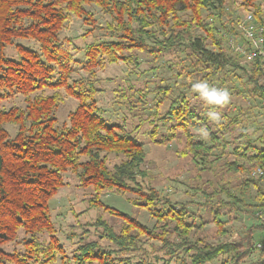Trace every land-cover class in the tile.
I'll return each instance as SVG.
<instances>
[{
	"label": "trees",
	"instance_id": "16d2710c",
	"mask_svg": "<svg viewBox=\"0 0 264 264\" xmlns=\"http://www.w3.org/2000/svg\"><path fill=\"white\" fill-rule=\"evenodd\" d=\"M228 6L229 0H0V264H245L248 255L259 251L256 243L264 245V238L253 232L264 231V221L250 226L234 242L215 244L200 236L209 223L217 236H225L222 217L232 212L264 214V173L249 177L253 168L264 172V133L252 139L244 126L230 142L224 140L226 131L237 128L242 118L255 116L250 111L253 107L264 111V68L258 62L241 65L227 46L224 34L234 32L239 22ZM90 7L98 8L110 21L97 25ZM238 7L261 21L264 8L257 0H239ZM71 17L90 27L86 34L98 30L107 36L86 45L80 61L73 56L71 39L59 38ZM195 30L203 35L194 37ZM20 40H30L37 48ZM135 52L153 62L181 54L174 63L164 64L168 70L179 67L178 77L200 76L189 81V88L203 80L222 85L226 67L238 71L240 81L245 79V99L251 105L248 111L239 107L238 113L222 116L225 122L211 118L216 111L213 106L199 111L183 94L173 95L175 85H156L160 98L148 118L149 140L165 145L183 139L182 154L189 155L200 170H211L212 160L219 158L216 152L223 154L233 144L234 160L224 167L239 174L238 185L223 182L210 190L186 185L190 195L203 196L204 202L198 204L173 202L167 194L138 181L145 152L134 134L141 124L128 130L126 120L109 123L96 98L101 92L96 86L97 71L119 62L138 65ZM76 65L83 75L74 79ZM61 90L77 104L59 122L57 111L64 103ZM141 90L128 86L116 94L117 103H126L128 111L137 106L135 102L140 106L142 101L145 107L147 93ZM15 96L23 97V106L4 109L2 101ZM164 102L167 108L161 112ZM109 155L122 157L111 169ZM67 171L74 173L78 187L91 189L85 199L87 210L101 209L122 221L116 230L98 216L86 227L97 230L101 243L99 239L79 241L70 255L57 237L49 208V201L65 185ZM251 188L256 203L248 206L245 196ZM105 191L130 194L129 202L145 210L155 224L148 228L104 205L99 196ZM246 207L250 210L245 211ZM8 244L18 249L4 251ZM260 252L256 264H264V249Z\"/></svg>",
	"mask_w": 264,
	"mask_h": 264
},
{
	"label": "rangeland",
	"instance_id": "374dc122",
	"mask_svg": "<svg viewBox=\"0 0 264 264\" xmlns=\"http://www.w3.org/2000/svg\"><path fill=\"white\" fill-rule=\"evenodd\" d=\"M257 3H260L264 8V0H257ZM238 4L239 0H229L228 7L232 10V18H241L244 14V12L238 7ZM89 10L92 12L97 25L104 26L105 23L110 21V18L101 13L98 8L90 7ZM89 29L90 27L84 25L81 19L71 17L70 21L65 24L64 29L59 35L60 39H71L70 45L72 47V53L78 61L83 59V50L86 45L98 39L102 40L107 37L103 31L98 30H93L86 34ZM192 34L194 37L203 35L200 30H195ZM18 42L24 46L32 47L34 49L37 48V45L30 40H20ZM134 55L138 58V65L130 67L119 62L117 64L107 65L103 70L97 71V77L100 81L96 86L101 89V92L97 93L96 98L98 100V107L102 110V117L109 123H120L123 122V120H126V128L128 130L133 129L139 123L141 124V127L134 134L136 139L143 144L145 152V159L140 167L142 175H139L138 181H141L145 186L149 185L154 187L162 195L167 194L173 202L192 200L198 204L204 202L203 196L200 194L190 195L191 193L186 191V185L193 187L199 185L206 190H210V188L223 182H229L232 186L238 185L240 183L239 174L229 173L224 167V163L234 160L233 144H230L223 154H220V151L216 152L219 158L212 160L211 170H200V165H196L189 155L182 154L184 150L183 139L173 140L165 145L152 143L148 138V133L151 130L148 118L155 111L154 105L160 98V96H157L154 91L156 85H167L169 87L175 85L176 89L173 90V95L179 93L183 94L190 100L191 105L199 111H203L204 108L213 106L216 109L215 113L219 116V118L215 120L225 122L222 116L227 115L229 112V114L232 113L231 115L236 114L239 112V107L246 109L251 105V103L245 99V91L247 90V87L243 85L245 79L240 81V73L238 71L233 72L231 71V68L226 67L224 70L225 75L224 77L222 76L224 78L222 85L219 81H199L198 83H207L210 88L226 89L229 93L227 103L222 105L208 104L200 93L194 90V87L189 88V85H191L189 84V81L199 80L200 76L192 74L190 77H178L176 74L180 72L179 67L171 70L166 68L164 62L174 63V61L177 60L176 56L182 58L181 54H169L166 55L164 59L157 62H153L150 57L141 52H135ZM153 66H155V69L150 70L149 68ZM75 68L76 70L73 73V78L77 79L82 76L83 73L80 66L76 65ZM187 71H189V69L185 72L188 73ZM161 80H164V82L161 83ZM128 86H131L134 89H142L141 91L147 93L146 102H148V104L145 107H142L144 102L141 101L140 106L138 104L139 102H135L137 106L128 111L126 103L123 101L117 103L118 98L116 97V94L118 95L121 90L127 89ZM61 94L63 95L64 103L57 111V119L59 122L65 120L67 113L72 111L77 104L75 100L67 97L63 90H61ZM137 96L138 95L133 96L134 99H136L135 97ZM1 105L4 109H8L11 106L22 107L23 97L15 96L12 99L2 101ZM166 108L167 102H164L159 110L163 112ZM244 111L248 110L246 109ZM250 111L254 113L255 116L242 118L241 124L238 125L237 128H230L226 131L224 134V140L230 142L234 137L238 136L240 127L244 126H246L252 139H256V137L261 136V134L264 133V111H262L259 106L253 107ZM133 114L135 115L132 116ZM6 128L11 134L14 133V129L11 126H6ZM240 141H242V139H240ZM121 159V156L115 157L114 155H109V169H111L114 164L119 163ZM143 175L145 176L144 178L140 177ZM64 182L65 185L49 201V208L57 230V237L59 238L60 243L64 246L67 254L70 255L79 241H93L99 239L101 243V239L96 237L97 230H94L91 227H86L88 223H93L98 216H101L116 230L120 228L122 221L101 209L93 208L87 210V200L85 199L91 196V189L78 187V181L74 173L67 171L64 174ZM131 198L132 196L130 194L116 193L113 191L102 192L99 196L100 201L104 205L134 217L143 225L152 228L155 221L145 210L132 205L129 202ZM254 198L255 189L251 188L249 193L245 196V203L248 206L255 204L256 201ZM248 209L250 210V207H246L244 210L248 211ZM200 211V213L203 214V209ZM243 212L244 211L241 213L232 212L230 217H227L226 215L222 217L223 221L226 222L227 228L225 236H217L213 223L206 225L200 233V236L206 239L207 242L215 244L218 242H234L241 240L244 237L245 231L250 226L259 225L261 221H264V214L257 215V212L254 211L251 213L248 211V214ZM205 215L207 216V220L211 218L207 214H203V216ZM253 235L259 239H263L264 231L254 230ZM245 242H247V240H245ZM256 247H258L257 249L259 251H254L251 255H248L245 264H256L260 260L262 254L260 249H264V245L258 242L256 243ZM14 248L18 249V246L8 244L2 247L6 252H10ZM243 250L244 249H242V251ZM213 264H219V262L215 261Z\"/></svg>",
	"mask_w": 264,
	"mask_h": 264
},
{
	"label": "built area",
	"instance_id": "2783aa9c",
	"mask_svg": "<svg viewBox=\"0 0 264 264\" xmlns=\"http://www.w3.org/2000/svg\"><path fill=\"white\" fill-rule=\"evenodd\" d=\"M227 46L232 49V54L239 58L243 66H250L258 62L264 68V13L261 21L251 12H245L235 27L234 32L224 34ZM260 167L253 168L249 177L258 178L263 175Z\"/></svg>",
	"mask_w": 264,
	"mask_h": 264
},
{
	"label": "clouds",
	"instance_id": "9594fccd",
	"mask_svg": "<svg viewBox=\"0 0 264 264\" xmlns=\"http://www.w3.org/2000/svg\"><path fill=\"white\" fill-rule=\"evenodd\" d=\"M194 90L198 91L208 104L222 105L227 103L229 98V93L226 89L210 88L205 82L195 84ZM211 118L215 120L218 119L219 116L217 113L213 112L211 113ZM204 135L206 136L207 132H204Z\"/></svg>",
	"mask_w": 264,
	"mask_h": 264
}]
</instances>
